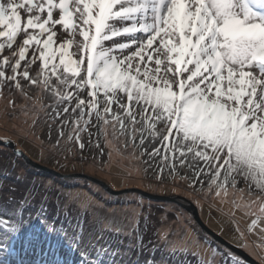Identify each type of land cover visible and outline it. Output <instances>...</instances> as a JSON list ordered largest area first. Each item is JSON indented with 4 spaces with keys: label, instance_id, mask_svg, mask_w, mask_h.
I'll return each instance as SVG.
<instances>
[{
    "label": "snow or ice",
    "instance_id": "6c2138e0",
    "mask_svg": "<svg viewBox=\"0 0 264 264\" xmlns=\"http://www.w3.org/2000/svg\"><path fill=\"white\" fill-rule=\"evenodd\" d=\"M9 85L29 99L25 87L42 88L60 136L81 150V133L95 126L102 154L99 138L111 125L126 137L125 147L160 157L168 175L188 180L193 190L203 191L206 179L209 194L226 201L235 189L233 206L252 217L243 230L233 220L237 246L248 249V235H256L251 247L264 264V0H0V94ZM14 156L8 163L18 168L24 153L16 149ZM185 168L190 176L181 174ZM17 191L10 186L0 205V253L16 255V240L34 221L49 234L67 235L45 220L43 208L31 211L33 188L19 198ZM161 239L173 255L197 256L198 264H248L231 249L209 245L211 258L191 252L199 239L176 242L168 233ZM96 251L85 264L116 254L111 245ZM49 252L55 257L51 243Z\"/></svg>",
    "mask_w": 264,
    "mask_h": 264
},
{
    "label": "rangeland",
    "instance_id": "374dc122",
    "mask_svg": "<svg viewBox=\"0 0 264 264\" xmlns=\"http://www.w3.org/2000/svg\"><path fill=\"white\" fill-rule=\"evenodd\" d=\"M21 83L26 84L24 81ZM24 91L31 99L10 85L4 87L0 94V138L11 139L15 143L14 149L0 146V181L3 182L4 191L0 205L7 199L10 186L18 189L15 193L17 198L23 195L24 189L33 188L35 207L31 211L35 213L43 208L45 220L54 219L56 226L62 225L67 235L49 234L45 223L34 221L23 229L16 240V255L0 253V264H17L18 260L26 264H39L42 258L58 259L61 264H85L88 259L97 258L98 244L111 245L116 253L111 257L102 256L100 264H148L153 259L157 264H164L162 257L166 258V264H198L197 256L173 255L169 252L161 239L162 233H168L169 238L176 242L185 240V237L188 240L199 239L201 246L192 244L191 252L200 253L204 258H211L209 245L225 253L229 250L205 234L191 214L175 203L153 201L134 192L111 195L86 179H60L39 172L22 158L17 161L19 167L13 168L8 160L16 159V149L26 154L29 152L36 161L63 173L83 172L98 177L117 190L136 187L157 194L185 196L198 205L203 220L212 229L238 245L233 220L243 230L252 217L245 215L243 209L233 206L232 200L240 196L235 189H229L226 201L223 196L217 198L209 194L206 180L203 191L199 190V185L193 190L188 186V180L169 176L160 157L150 158L139 146L128 144L125 147L126 137L120 136L118 127L114 132L111 125L105 128L107 135L99 138L102 154L94 146L97 141L95 126L88 129L93 133L91 144L88 132L81 133L86 145L81 150L76 143L70 144L60 136V119H53V110L48 107L52 101L47 93L35 86L25 87ZM70 130V127L64 129L65 133ZM148 150H152L151 146ZM158 162L164 168L162 181ZM180 172L191 175L186 168ZM17 175L21 179L17 180ZM238 187L245 189L244 196L248 198L247 186L239 184ZM252 198H255V194ZM101 218L104 219L103 223L100 222ZM143 224H149L156 230V239L152 240L158 244L159 247L155 248H159V251L152 258L150 253H140L143 250L139 246L140 236L146 231ZM256 239V235H248L250 247L245 250L259 261L256 256L258 249L251 247ZM76 240L79 241L78 245L74 243ZM50 243L55 246V257L49 252ZM216 259L221 261L222 257Z\"/></svg>",
    "mask_w": 264,
    "mask_h": 264
},
{
    "label": "water",
    "instance_id": "95a60500",
    "mask_svg": "<svg viewBox=\"0 0 264 264\" xmlns=\"http://www.w3.org/2000/svg\"><path fill=\"white\" fill-rule=\"evenodd\" d=\"M3 140H4L3 138H0V141H3ZM11 141H13V140H11ZM0 146L9 147V148L14 149L15 143H14V141L10 145H5L3 143H0ZM22 152L24 153V156L22 157V159L26 162V164H28L29 166H31L32 168L36 169L39 172H44V173L53 175L55 177H58L60 179H86L88 181H91V182L98 184L99 186H101L105 191H107L111 195H122L125 193L134 192V193L141 195L144 198H147V199H150L153 201L175 203L178 206L182 207V209H185L187 212H189L191 214V216L193 217L192 219H194L195 222L200 226V229L205 234L210 236L211 239H213L214 241H216L220 245L224 246L225 248L231 249V251L233 253L242 257L244 260H246L248 262V264H260V261H258L256 258H253V256L250 255L245 249H242V248L238 247L237 245L229 242L228 239H225L221 234H219L217 231L212 229L203 220L200 209L198 208V205L195 202H193L191 199L186 198L185 196H182L179 194H177V195H175V194L174 195L157 194V193L148 192V191H145L141 188H136V187L127 188V189H123V190H117V189L113 188L109 183H107L106 181H104L98 177H95V176H92L90 174L83 173V172L63 173V172H61L55 168L49 167L47 165H44V164L36 161L32 157H30L28 154H26L24 151H22Z\"/></svg>",
    "mask_w": 264,
    "mask_h": 264
},
{
    "label": "trees",
    "instance_id": "16d2710c",
    "mask_svg": "<svg viewBox=\"0 0 264 264\" xmlns=\"http://www.w3.org/2000/svg\"><path fill=\"white\" fill-rule=\"evenodd\" d=\"M115 107V106H114ZM97 132V131H96ZM28 155L30 156V157H32L33 159H35V157H33L32 156V154H30L29 152H28ZM36 160V159H35ZM160 161H161V159H160ZM158 164H159V168H158V170L160 169V168H162V164H161V162H158ZM201 165H202V162H201ZM167 169V168H166ZM181 170H183V169H180V171ZM167 171H168V169H167ZM206 180V179H205ZM207 181V180H206ZM242 186H244L243 184V182H241L240 183ZM239 185V184H238ZM144 226L143 227H145L144 229L146 230V231H144L145 232V234H143V235H141L140 236V239L142 238L143 239V243H144V245H145V247H143V248H141V249H143V250H141L140 251V253H143L144 255H147V253H150V258H152V257H154V255L155 254H157V251H159L158 249H156L155 247L156 246H158V244H155L154 242H153V240L154 239H156L155 237H156V233H155V228L153 227V226H149V224H147V225H145V224H143ZM202 233V232H201ZM149 235V236H148ZM202 235L204 236V234L202 233ZM153 239V240H152ZM149 241H151V243H149ZM134 242H135V240H134ZM133 242V243H134ZM210 243L211 244H215L213 241H210ZM134 245H135V243H134ZM159 247V246H158ZM115 250H119V248H116ZM142 254V255H143ZM149 258V259H150Z\"/></svg>",
    "mask_w": 264,
    "mask_h": 264
},
{
    "label": "bare ground",
    "instance_id": "6f19581e",
    "mask_svg": "<svg viewBox=\"0 0 264 264\" xmlns=\"http://www.w3.org/2000/svg\"><path fill=\"white\" fill-rule=\"evenodd\" d=\"M106 43H108V42H106ZM54 47H56V45H54Z\"/></svg>",
    "mask_w": 264,
    "mask_h": 264
}]
</instances>
